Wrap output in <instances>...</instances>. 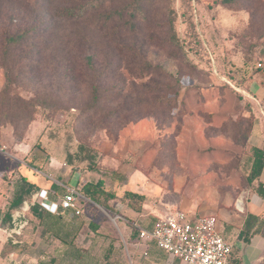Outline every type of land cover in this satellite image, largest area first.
I'll return each mask as SVG.
<instances>
[{"label":"rangeland","instance_id":"374dc122","mask_svg":"<svg viewBox=\"0 0 264 264\" xmlns=\"http://www.w3.org/2000/svg\"><path fill=\"white\" fill-rule=\"evenodd\" d=\"M66 2L81 15L96 8L58 20L62 4L38 3L37 35L6 55L5 29L32 19L23 12L0 21V91L8 81L0 97V208L21 175L40 184L104 176L111 188L118 182L112 171L122 164L145 174L135 175L144 176L138 184L147 192L142 213L160 217L178 208L201 215L235 203L248 186L249 138L264 136V0H142L133 30L128 15L95 19L104 9L134 10L138 0ZM91 156L98 170L88 169ZM124 186L115 185L118 196ZM34 195L12 211L11 228L0 226V264L56 255L58 241L43 238L29 210ZM85 201L76 215L83 222L79 254L60 252L55 264H105L110 244V264H152L145 247L132 243L136 214L120 212V197L109 202L112 210Z\"/></svg>","mask_w":264,"mask_h":264},{"label":"trees","instance_id":"16d2710c","mask_svg":"<svg viewBox=\"0 0 264 264\" xmlns=\"http://www.w3.org/2000/svg\"><path fill=\"white\" fill-rule=\"evenodd\" d=\"M67 0H36V3H32L30 0H0V21L2 19L8 18V20H11L14 18V15H17L18 13H25L29 14L30 18L32 19V23L21 28H17L15 30L7 31L5 29V32L2 34L3 38V44L5 46V49L2 50V53L4 55L7 54L8 48L12 47L13 45H20L24 42H27L29 39H34L35 35H37V26L40 22L42 16L39 10L37 9L38 3L44 4V3H53L56 2L57 4H62L61 8L57 9L56 17L57 19L61 20H68L70 18H79L82 15L89 14L91 12H94L95 8H93L91 11L83 13L82 15L79 14V10L72 8V6L69 5V2H66ZM114 0H99V6L106 5V2L109 4L113 2ZM231 0H220L222 3H228ZM137 2V1H136ZM135 2V3H136ZM142 0H138V3L135 5L136 8L134 10L130 9L132 8L131 5H126L123 8H110L109 10L104 9L99 14L96 15V23H99L102 21L104 22H112L114 20H120L125 17V15H128L129 18L127 20V25L130 27V29L135 28V22L134 19L136 18V15L138 13L142 12L140 4ZM67 4L69 6H67ZM98 6V7H99ZM136 9H140L137 13ZM130 11V12H129ZM148 11H144V18H146V13ZM58 19V20H59ZM174 22L175 17L170 16L168 17V25L169 29L171 31L170 39L173 41L174 45H178L179 40L176 36V32L174 29ZM29 53V52H28ZM88 61H91V58H88ZM7 83L6 81L4 88L0 91V97L3 98L7 95ZM96 101V99H95ZM31 106L30 103H27ZM33 107V106H32ZM34 109V108H33ZM31 110V107L29 109ZM31 112V113H32ZM31 116V115H30ZM31 119V118H30ZM13 134H16L15 127L13 126L12 129ZM18 136H21L17 134ZM20 138V137H19ZM86 147L83 145H79V152L85 151ZM70 157V155L68 156ZM91 164L89 166V170L92 171L96 169L94 166V156L90 157ZM69 163H71V159L69 158ZM264 166V145L262 147H254L251 146V164L249 168V173L247 175V187L252 186L254 181H256L263 169ZM98 170V169H96ZM77 189L79 192L85 196L87 199L92 200L93 202L104 206L105 208H110L109 202L111 200H114L118 197H120V201L127 205L128 207L132 208L133 210L140 212L142 209V204L145 201L146 197L145 194L140 192H135L130 189H125L121 196H118L116 193V189L110 188L107 186L104 176H99L96 180H85L81 183L76 184ZM39 185L35 182L28 181L25 177H22L21 180L17 183V185L14 187V192L12 194V198L8 201L6 205L5 210H0V226L11 228L12 227V211L17 210L20 208L23 203L31 197V195L38 191ZM51 194V198L55 199L57 195H60L63 192V187L57 184L55 181H50V185L48 187ZM256 193L264 198V184L261 182H258L255 187ZM80 200L84 203H87L85 200L80 198L77 201V206L80 207L79 202ZM29 210L32 214V216L37 220L38 227L42 228L44 230L43 238L45 240L54 238L58 241V246L55 248L54 253L56 255L53 256L50 260L45 259H38L36 263L33 264H55L57 256L59 257L61 254L60 252H72L76 255L79 254V250H77L76 245V238L78 236V233L82 229L83 222L77 223L76 218L77 216L74 214V211L71 209L67 210H61L58 214H51L48 211H46L44 208L40 207L36 203H32L29 207ZM253 217V215H249L247 218L250 220ZM255 217V216H254ZM157 217L154 216H147V217H138L137 221L140 223L141 226L145 228H152L154 223L157 221ZM88 226L92 231L95 233L98 232L99 226L96 224L93 220H91L88 223ZM137 229L132 232L131 238H137ZM245 233L240 234L244 235ZM242 239H244L245 242L249 241V235L245 234ZM150 241V240H149ZM153 242V241H152ZM156 246V245H155ZM12 247H14L15 250L20 251L18 244H12ZM112 245H109V249H107V253L105 254V264L109 263V256L112 252ZM116 264V263H114ZM171 264H179L178 260H172ZM228 264H241V260L239 256L235 253V250L233 249V252L231 254L230 260ZM260 264H264V259L260 262Z\"/></svg>","mask_w":264,"mask_h":264},{"label":"built area","instance_id":"2783aa9c","mask_svg":"<svg viewBox=\"0 0 264 264\" xmlns=\"http://www.w3.org/2000/svg\"><path fill=\"white\" fill-rule=\"evenodd\" d=\"M3 147L0 146V151ZM63 193L51 198L49 189H40L33 203L52 214L71 209L80 214L77 201L87 199L75 185L63 184ZM139 238L153 241L157 248L179 264H228L234 246L228 241L214 214H201L194 218L173 208L158 217L151 229L134 224Z\"/></svg>","mask_w":264,"mask_h":264},{"label":"crops","instance_id":"0c3cea01","mask_svg":"<svg viewBox=\"0 0 264 264\" xmlns=\"http://www.w3.org/2000/svg\"><path fill=\"white\" fill-rule=\"evenodd\" d=\"M249 143L251 146L260 148L264 145V136H258V135L250 136ZM30 168H32L33 170L36 169L33 167H30ZM136 171L141 172L138 169H135V168L131 169L130 167L124 166L123 164L119 166L118 168H115V170H113L112 172H113V176L118 180V182L115 183L112 188L116 189L115 185L117 184L119 185L122 182L123 185H125L124 190L130 189L135 192L143 193L145 194V197L147 199V192L143 191L142 189L143 187H141L143 183L138 184V180H141L142 177L144 176H141V175L135 176ZM65 173H68L67 170ZM142 174L145 175L144 173ZM78 175L81 178V174L79 173L77 174V176ZM22 177L24 176L21 175V178ZM124 177L125 178L127 177L126 181L124 180ZM96 179L97 178L92 179V180H96ZM144 181H148V180H144ZM149 182L150 181L146 183H149ZM258 182H261L264 184V166H263V169L261 171L259 178L256 181H254L252 186L247 187L241 192V194L238 195L235 203H231L228 201L225 208H215L214 210V213H216L215 215L218 219L219 225L223 228L224 234L227 240L232 242L235 253L239 256L241 260V264H260V262L264 259V198L259 196L255 191V187ZM47 183L48 182L44 184H40V183H37V184L39 185L40 189H47L50 185V181L48 184ZM61 183L72 185L71 182L69 183L61 182ZM75 186H76V182H75ZM38 191L34 192L33 194H36ZM7 203L8 201L6 202L4 208L2 207L0 208V210H4L6 208ZM120 205H121L120 212L122 211V213H124L125 210L126 212L129 210L132 213L131 215L136 214L134 218L136 219V221H134L131 226L132 232L136 230V228L134 227V224L140 226L141 228H145L141 226L140 223L137 221L138 217H141V218L142 217L145 218L147 216L159 217V215L157 216L156 214H152L150 212H144V213H142L141 211L137 212L133 210L132 208L128 207L127 205H123V204H120ZM142 208H145V207L142 206ZM214 213L212 212V213H206V214H214ZM187 214L192 218L199 215V213L195 211H189L187 212ZM131 215H127V217L129 218L131 217ZM249 215H253V217L247 222V218L249 217ZM145 229H151V228H145ZM242 233L249 235L248 242H245L244 239H242V237L245 235L244 234L241 237L240 234ZM130 238H131V235H130ZM131 240L134 246H140L142 248L145 247V252L148 254L146 258H148L152 264H171L172 263V259L167 254H165L162 250L157 248L154 242L139 238V236L135 239L131 238ZM10 249L12 252L14 253L16 252L17 255L21 254L19 251L15 250L14 247H12V245L10 246ZM4 264H7V262Z\"/></svg>","mask_w":264,"mask_h":264},{"label":"water","instance_id":"95a60500","mask_svg":"<svg viewBox=\"0 0 264 264\" xmlns=\"http://www.w3.org/2000/svg\"><path fill=\"white\" fill-rule=\"evenodd\" d=\"M72 185H75V182H71Z\"/></svg>","mask_w":264,"mask_h":264}]
</instances>
